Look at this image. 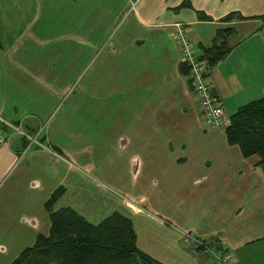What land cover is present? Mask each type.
<instances>
[{"label": "crops", "instance_id": "0c3cea01", "mask_svg": "<svg viewBox=\"0 0 264 264\" xmlns=\"http://www.w3.org/2000/svg\"><path fill=\"white\" fill-rule=\"evenodd\" d=\"M100 4L0 0V112L33 134L42 126L56 151L24 152L18 134L0 145V264L48 232L45 203L57 188L55 209L92 223L114 212L129 218L137 247L161 264H221L186 232L236 264H264V162L203 114L174 39L182 22L199 51L227 40L208 78L228 117L264 96V0ZM231 12L242 17L224 19ZM103 21L107 75L57 108L87 61L80 44L92 40L79 30L94 34Z\"/></svg>", "mask_w": 264, "mask_h": 264}, {"label": "trees", "instance_id": "16d2710c", "mask_svg": "<svg viewBox=\"0 0 264 264\" xmlns=\"http://www.w3.org/2000/svg\"><path fill=\"white\" fill-rule=\"evenodd\" d=\"M233 16L242 17L239 12H231L224 19ZM229 32L230 29L226 34ZM201 49L199 58L207 62L210 70L226 56L230 45L223 40L221 44L215 42L212 47L202 46ZM181 69L189 75L186 64L182 63ZM188 80L192 87L189 77ZM212 93L218 99L214 90ZM225 117L228 119L225 124L227 141L238 145L244 156L257 154L260 162H264V96L239 106ZM22 126L29 132L23 123ZM20 138L27 144L25 137ZM61 193L62 188L55 189L45 203L50 218L48 232L37 234L34 242L23 248L9 264H161L137 247L136 234L129 218L114 212L100 222L92 223L73 208L55 209L54 204ZM191 245L207 251L203 246Z\"/></svg>", "mask_w": 264, "mask_h": 264}, {"label": "built area", "instance_id": "2783aa9c", "mask_svg": "<svg viewBox=\"0 0 264 264\" xmlns=\"http://www.w3.org/2000/svg\"><path fill=\"white\" fill-rule=\"evenodd\" d=\"M174 39L179 46L181 63L186 64L189 68L191 85L199 98L204 115L213 124H226L228 119H226L224 115L223 107L219 103L216 96L212 93V87L209 86L210 83L207 73L209 69L207 62L199 58V49L188 37L186 26L182 22L174 23ZM41 130L42 126L35 134L27 132L23 128L21 121L15 122L7 119L0 112V145L9 142L13 134H18L27 139V144L23 150L24 152L33 143H35V145L39 148H47L56 152L39 138ZM185 236L191 244L206 248L207 251L211 253V255L221 264H234L229 255L215 251V249L211 247L203 238L198 237L192 232L185 233Z\"/></svg>", "mask_w": 264, "mask_h": 264}, {"label": "rangeland", "instance_id": "374dc122", "mask_svg": "<svg viewBox=\"0 0 264 264\" xmlns=\"http://www.w3.org/2000/svg\"><path fill=\"white\" fill-rule=\"evenodd\" d=\"M101 1V4L97 6V9L104 6V0H98ZM99 11V9L97 10ZM107 23L104 21L100 25V28L97 29V32L94 34H91L88 30H82L80 29V32H84L88 35L89 40H92V43L89 44V41H82L85 42V44H80V46L84 50V55H85V61H80L78 63V69H81L82 72L81 74L77 77L74 78L75 74L73 75L72 83L69 84V86L66 88L65 86V93L62 96V99L60 103L57 105L58 106L65 101V99L70 95L69 98L73 96V94L78 93L79 91L82 90V85L87 84V81L90 79L97 77L99 74L102 73V75H107ZM59 32V30H57ZM59 40H70L68 37L65 38H58ZM86 40V39H83ZM74 72L75 69H74ZM209 73V70L208 72ZM84 74V76H82ZM66 75L71 76V71H66ZM90 83V82H89ZM95 83H97L95 81ZM106 84V82H104ZM210 83V81H209ZM209 86H212L209 85ZM69 100V99H68ZM56 108V110H57ZM189 233V232H186ZM193 233V232H192ZM231 257V256H230ZM216 261H218L216 258H214ZM12 260V259H11ZM10 260V261H11ZM231 260L233 261L234 264H236L235 260L231 257ZM219 262V261H218Z\"/></svg>", "mask_w": 264, "mask_h": 264}, {"label": "water", "instance_id": "95a60500", "mask_svg": "<svg viewBox=\"0 0 264 264\" xmlns=\"http://www.w3.org/2000/svg\"><path fill=\"white\" fill-rule=\"evenodd\" d=\"M220 43H222V40L220 41Z\"/></svg>", "mask_w": 264, "mask_h": 264}]
</instances>
